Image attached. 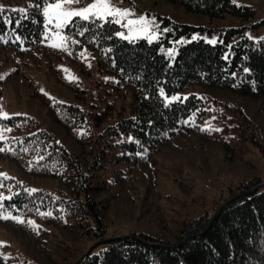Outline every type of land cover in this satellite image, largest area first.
Segmentation results:
<instances>
[{"label":"trees","instance_id":"1","mask_svg":"<svg viewBox=\"0 0 264 264\" xmlns=\"http://www.w3.org/2000/svg\"><path fill=\"white\" fill-rule=\"evenodd\" d=\"M50 1L0 0V51L43 45L42 5ZM170 1L210 19L232 14L241 24L221 28L214 43L203 38L178 43L171 40L190 35L192 25L173 22L174 30L157 40H130L118 36L121 25L110 17L73 16L62 29L72 50L95 51L100 70L114 74L119 86L132 87L129 108L112 119L107 116L113 115L110 104L95 112L41 97L47 119L73 139L77 152L32 116H0V157L51 183L30 189L0 175V227L15 230L26 242L0 243V264H73L96 242L78 264H264V176L230 166L242 162L251 168L253 151L264 162V123L245 106L206 91L169 101L161 94L198 85L258 101L263 110L264 35L253 39L245 33L254 15L250 5ZM162 42L177 44L172 62ZM210 118L221 125L202 123ZM182 138L202 153L216 145L224 161L217 172L227 180L224 191L215 201L201 197L198 210L180 201L177 207L163 204L178 198L158 187L168 147L180 146ZM168 170L180 172L177 165ZM172 181L183 196L188 194L189 185L179 178ZM122 215L132 219L129 226H116Z\"/></svg>","mask_w":264,"mask_h":264},{"label":"rangeland","instance_id":"2","mask_svg":"<svg viewBox=\"0 0 264 264\" xmlns=\"http://www.w3.org/2000/svg\"><path fill=\"white\" fill-rule=\"evenodd\" d=\"M233 2L247 4L254 9V15L246 22L249 24L245 28L246 35L253 39L264 35V0H233ZM42 13L46 23L44 33L46 39L43 45L23 52L0 51L2 87L0 116L25 114L36 118L42 127L53 133L57 140L72 152H77L76 144L59 125L47 119L41 97L47 101L77 103L95 112H101L102 107L110 104L113 106L111 109L113 115L107 116L113 119L119 116L118 110L129 108L133 99V89L128 85L119 86L114 74L100 70L95 51L82 48L74 53L62 30L70 18L110 17L121 25L117 30L118 36L130 40L145 38L147 41L157 40L164 32L174 30L173 22L192 25L194 28L190 35H180L171 40L178 43L194 38H203L214 43L220 38L221 28L237 27L241 24L238 16L225 14L223 17L210 19L203 13L187 11L182 4L170 0H53L42 5ZM166 18L172 23L164 22ZM162 46V52L170 57L172 62L177 44L172 46L162 42ZM191 91L199 93L206 91L222 100L226 99L231 105L245 106L253 119L256 118L264 123V109L259 108L258 101L235 98L227 92L192 85L176 93L167 94L162 91L161 94L166 101H169L177 97H185ZM226 111L229 112V109ZM229 114H237V111ZM202 123L217 127L221 125L218 118H210ZM184 139L179 140L180 146L168 147L170 151L162 163V170L158 175V187L162 192H169L174 198H178L175 202L174 199L165 200L163 204L167 202L176 206L175 203L178 204L176 201H180L195 206L198 210L196 204H199L201 197L205 196L215 201L224 191L227 180L217 175L224 161L216 145H209L202 153L192 140ZM248 160L253 163L251 168L242 162H233L229 165L237 166L243 174L247 170L248 174L260 172L264 176V162L260 155L253 151ZM176 165L180 172L175 175L168 169ZM0 175L19 179L25 185L29 184L30 189L51 184L47 179L32 177L13 161L1 157ZM177 178L190 186L187 195L183 196L179 185L176 181H172ZM119 208L118 211L121 210ZM128 220L132 219L122 215L115 224L120 227L129 226L126 225ZM22 238L15 230L0 227V243L22 245L25 242ZM6 248L2 247L1 252L6 251Z\"/></svg>","mask_w":264,"mask_h":264},{"label":"water","instance_id":"3","mask_svg":"<svg viewBox=\"0 0 264 264\" xmlns=\"http://www.w3.org/2000/svg\"><path fill=\"white\" fill-rule=\"evenodd\" d=\"M262 184H264V181L262 182ZM249 191V190H248ZM229 200V199H228ZM228 200H226L225 202H222L218 207H217V209H216V211L213 213V215H212V217H211V219H210V221L213 219V217L216 215V213H217V211H218V209H220ZM210 221H209V223H210ZM113 238V237H112ZM97 243V242H96ZM96 243H93V244H91L87 249H86V251L81 255V256H79L76 260H75V262L73 263V264H78L79 262H80V260L83 258V256L84 255H86L91 249H92V247L96 244Z\"/></svg>","mask_w":264,"mask_h":264}]
</instances>
